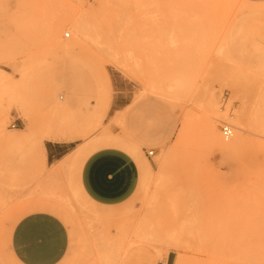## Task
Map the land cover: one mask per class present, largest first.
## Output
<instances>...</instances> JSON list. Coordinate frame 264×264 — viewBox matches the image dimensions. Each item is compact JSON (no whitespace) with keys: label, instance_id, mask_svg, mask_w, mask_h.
Returning a JSON list of instances; mask_svg holds the SVG:
<instances>
[{"label":"rangeland","instance_id":"374dc122","mask_svg":"<svg viewBox=\"0 0 264 264\" xmlns=\"http://www.w3.org/2000/svg\"><path fill=\"white\" fill-rule=\"evenodd\" d=\"M4 1L0 264H17L6 237L27 212L18 201L51 189L42 200L68 215L54 213L69 238L57 264H264V138L251 127L246 88L260 80L264 89V0H82L84 9L77 0ZM71 17L86 36L65 50L68 22L49 38L47 26ZM242 106L247 121L238 125ZM209 118L237 155L210 141ZM102 135L149 168L113 208L79 195L72 172ZM217 221L232 224L235 245L218 246ZM178 231L182 246L168 249Z\"/></svg>","mask_w":264,"mask_h":264},{"label":"crops","instance_id":"0c3cea01","mask_svg":"<svg viewBox=\"0 0 264 264\" xmlns=\"http://www.w3.org/2000/svg\"><path fill=\"white\" fill-rule=\"evenodd\" d=\"M143 163L139 156L123 148L101 147L86 156L76 178L90 201L113 208L134 193ZM68 244L64 223L46 210H33L19 216L6 237L7 251L17 264H57Z\"/></svg>","mask_w":264,"mask_h":264},{"label":"bare ground","instance_id":"6f19581e","mask_svg":"<svg viewBox=\"0 0 264 264\" xmlns=\"http://www.w3.org/2000/svg\"><path fill=\"white\" fill-rule=\"evenodd\" d=\"M75 5L77 6V8L79 9H84L89 7V3H86L82 0H77L75 2ZM6 9H7V4L5 3V1L3 3H0V18H5V14H6ZM65 21L68 22L69 24V28L74 36L72 41L69 42H65V43H60L58 46L65 49V50H69L72 49L75 45L79 44L82 40H84V36H86V27L83 24V22L81 21L80 18L78 17H71L68 20L65 19L63 20H56L54 22H51L48 26H47V37L51 36L52 32L59 27L60 25H62ZM98 26L102 24L101 23H97ZM46 37V38H47ZM49 38V37H48ZM71 75H84V73L77 68H71L70 69ZM247 88V92L249 91V94L253 100L254 103V108L252 110V119L253 122L251 123V127L258 133L260 134L261 137L264 138V89H263V84L261 83L260 80H257L256 84L252 86H250L248 84ZM207 102L209 104H211V106H214V99L212 98V96L207 97ZM214 112V111H213ZM236 123L238 125H244V123L247 121V117H246V109L245 106H242L238 113H237V118H236ZM1 122V120H0ZM222 124H224V122H222ZM221 124V125H222ZM227 124V123H226ZM220 125V127H221ZM229 125V124H228ZM219 127V128H220ZM231 132H232V128L229 125ZM62 129L59 128L56 132H61ZM206 132L208 134V137L210 139V141L217 147L224 149L225 151L230 152L229 155L235 156L237 155V144H234L233 142H223L220 140V138L218 137V134L215 130V124L212 121L211 118L208 119L207 124H206ZM221 134V132H220ZM231 137V135L229 136ZM117 146L120 148H123L125 146H128L127 144H125L124 142H122L120 139H117L115 137H110V136H100V137H96L94 139H92L80 152L78 157L76 158L77 160L73 161V178L75 180L76 183V190L77 193L79 195H81L82 197H84L85 199L89 200L85 193L83 192L77 178H76V172L78 171L82 161L86 158V156L91 153L92 151L99 149L103 146ZM261 148L264 150V145L261 146ZM129 149H133L129 147ZM138 157V154H137ZM143 161V160H142ZM143 169L145 171H148L149 168L147 166L146 163H143ZM75 174V176H74ZM38 191H33L31 192V194H27L25 198H23L22 201H18V203H21L22 208H25L27 212L29 211H33V210H46V211H50L52 213H56L58 214L61 218L67 220L68 219V215L67 213L63 212V211H59L56 206H54L53 203H51V201H43V195H46V198H52L51 195H55L53 190H47V191H43L42 194L43 195H39V193H37ZM43 196V197H42ZM2 200H6L5 198H3ZM1 206V204H0ZM26 213V212H24ZM23 213V214H24ZM55 214V215H56ZM22 215V214H21ZM20 215V216H21ZM7 223V222H6ZM217 225L224 227L223 229L225 230L224 234L221 236V238H219V244L218 245L220 248L222 247H227L230 246L231 244H234L236 241V239H234V227L232 226V224L227 222H222V221H217ZM182 237L183 234L182 232H176L174 235H171L169 237V239L166 241V245L168 249H179L182 246ZM235 245V244H234ZM233 245V246H234ZM261 248H264V244H261L260 246ZM163 262V261H162ZM167 262V261H166ZM160 262H158L159 264Z\"/></svg>","mask_w":264,"mask_h":264},{"label":"built area","instance_id":"2783aa9c","mask_svg":"<svg viewBox=\"0 0 264 264\" xmlns=\"http://www.w3.org/2000/svg\"><path fill=\"white\" fill-rule=\"evenodd\" d=\"M64 36H68V33H65ZM220 132H221V136L224 139H227L231 135V129H230L229 125L226 123L221 125ZM148 154H151V152L149 151ZM166 263L167 262L164 261V262H160L159 264H166Z\"/></svg>","mask_w":264,"mask_h":264}]
</instances>
